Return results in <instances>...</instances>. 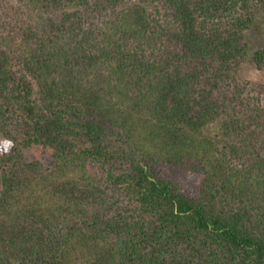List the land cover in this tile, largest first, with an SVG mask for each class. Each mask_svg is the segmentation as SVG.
Here are the masks:
<instances>
[{"label": "trees", "instance_id": "16d2710c", "mask_svg": "<svg viewBox=\"0 0 264 264\" xmlns=\"http://www.w3.org/2000/svg\"><path fill=\"white\" fill-rule=\"evenodd\" d=\"M14 1L0 264H264V111L220 88L264 0Z\"/></svg>", "mask_w": 264, "mask_h": 264}, {"label": "rangeland", "instance_id": "374dc122", "mask_svg": "<svg viewBox=\"0 0 264 264\" xmlns=\"http://www.w3.org/2000/svg\"><path fill=\"white\" fill-rule=\"evenodd\" d=\"M17 5V1H14L12 6ZM22 11L25 10L24 6L21 5ZM16 13H21L15 10ZM1 13V10H0ZM8 17H4V22L0 20V37H5L9 42L14 41L17 43L20 39L17 36L18 28L16 24V18L14 14H9ZM28 17L23 14L21 18ZM20 18V20H21ZM13 19V20H12ZM244 41L247 43V58L241 60L237 67V84H232L229 82H223L221 89H225L228 92L234 90L239 91L238 101L241 103L237 104V110L241 117L254 112L257 109L264 111V69H260L257 64L252 60V54L256 50H261L264 48V21L261 27H252V29L246 31V37ZM241 104V106L239 105ZM1 138V137H0ZM34 148H29L25 151L26 158L31 160L34 158ZM229 150V149H228ZM44 163H50L49 166L53 165L54 160L49 155H45L42 158Z\"/></svg>", "mask_w": 264, "mask_h": 264}]
</instances>
